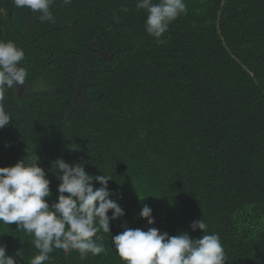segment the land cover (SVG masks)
Listing matches in <instances>:
<instances>
[{"label": "trees", "instance_id": "16d2710c", "mask_svg": "<svg viewBox=\"0 0 264 264\" xmlns=\"http://www.w3.org/2000/svg\"><path fill=\"white\" fill-rule=\"evenodd\" d=\"M185 2L161 45L135 0H55V23L16 5L11 19L12 0H0V40L24 50L27 70L4 93L12 122L0 129V167L38 155L51 204L61 182L52 162L84 161L111 177L125 211L98 233L100 255L56 249L44 264H125L111 239L122 224L196 239L190 225L202 217L226 264H264V0ZM145 204L154 225L139 216ZM33 239L0 222L17 264L38 254Z\"/></svg>", "mask_w": 264, "mask_h": 264}, {"label": "clouds", "instance_id": "9594fccd", "mask_svg": "<svg viewBox=\"0 0 264 264\" xmlns=\"http://www.w3.org/2000/svg\"><path fill=\"white\" fill-rule=\"evenodd\" d=\"M54 2L14 0L17 7L38 13L41 21L51 23L56 22L51 11ZM62 3L67 6L72 0H62ZM135 6L147 14L145 32L161 45L166 43L163 37L170 25L187 10L185 0H135ZM120 11L123 13L128 9L121 5ZM114 21L118 23L120 16L114 14ZM24 59V50L15 42L0 40V129L12 122L4 108V93L25 83ZM39 159L35 155L19 160L14 166L0 167V222L15 223L17 230L34 237L32 243L38 254L30 264H44L56 249L65 254L78 252L82 259L88 254L100 255L105 247L103 236L98 233H112L111 222L125 215L124 209L110 198L113 195L109 191L111 177L86 173L84 161L70 164L57 158L50 171L61 182L57 188L58 198L50 204L46 198L52 196L51 181L38 164ZM96 183L100 187H95ZM139 216L148 225L155 224L153 210L147 204ZM121 227L123 231L115 236L112 234L111 239L125 264H226L221 238L217 233L207 232L203 217L190 225L193 232H203L196 239L187 231L172 236L156 227L146 231L129 228L126 223ZM15 255H19V251ZM0 264H17L15 256L8 255L4 245H0Z\"/></svg>", "mask_w": 264, "mask_h": 264}, {"label": "water", "instance_id": "95a60500", "mask_svg": "<svg viewBox=\"0 0 264 264\" xmlns=\"http://www.w3.org/2000/svg\"><path fill=\"white\" fill-rule=\"evenodd\" d=\"M13 4H12V8L10 9V12H9V17L12 19V14H13V8L15 6V3H14V0H12Z\"/></svg>", "mask_w": 264, "mask_h": 264}]
</instances>
